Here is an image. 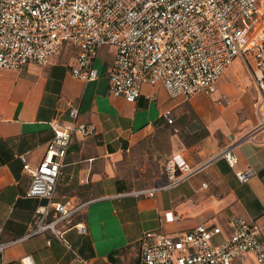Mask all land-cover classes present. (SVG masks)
I'll return each mask as SVG.
<instances>
[{
	"label": "crops",
	"instance_id": "0c3cea01",
	"mask_svg": "<svg viewBox=\"0 0 264 264\" xmlns=\"http://www.w3.org/2000/svg\"><path fill=\"white\" fill-rule=\"evenodd\" d=\"M114 51L101 49L94 63L99 76L92 81L72 74L79 50L67 45L45 65L0 68L1 240L16 241L5 251L4 264H23L26 255L34 264H139L148 231L175 235L207 223L221 227L222 234L214 238L221 243L238 216L261 228L264 247V143L239 141L258 123L253 107L257 90L243 58L227 69L211 96L172 97L158 83L144 85L140 97L129 102L109 89ZM73 106L79 108V120L94 124L97 131L87 138L72 137L55 199L72 198L82 208L57 224L61 236L51 229L28 236L37 228L38 209L47 199L27 196L32 179L20 156L40 161L55 134L53 121L70 122ZM167 110L172 124L164 118ZM168 128L173 158L182 155L205 168L150 196L143 192L167 185L168 176L162 184L130 187L122 165L133 149ZM235 143L237 162L232 167L217 155ZM249 168L256 174L241 182L237 173ZM53 217L52 211L47 221ZM80 223L86 233L77 229ZM233 264L259 263L248 253Z\"/></svg>",
	"mask_w": 264,
	"mask_h": 264
},
{
	"label": "built area",
	"instance_id": "2783aa9c",
	"mask_svg": "<svg viewBox=\"0 0 264 264\" xmlns=\"http://www.w3.org/2000/svg\"><path fill=\"white\" fill-rule=\"evenodd\" d=\"M64 45L78 48L72 74L83 81L98 78L95 60L103 47H113L109 89L129 102L140 97L144 85L158 83L172 97L211 96L219 79L241 57L257 90L253 107L258 123L239 141L264 143V0H0V68L20 69L32 62L45 65ZM69 114L67 124L53 121L55 134L40 161L20 156L23 170L32 179L27 196L47 199L38 209L37 228L28 236L47 229L61 236L57 224L82 208L72 198L56 200V188L72 137L87 138L97 129L79 120L78 107L73 106ZM164 118L174 122L171 110L164 112ZM236 145L217 155L232 167L237 162ZM204 168L178 155L167 165V185L143 193L154 196ZM255 174L253 168L237 173L241 182ZM52 211L54 217L47 221ZM162 221L168 222V217ZM231 227L232 233L221 243L214 242L222 234L221 227L207 223L175 235L148 231L142 238L139 264H233L248 253L264 264L261 228L239 216L231 220ZM77 229L87 231L81 223ZM3 230L0 225V264L16 242L1 240ZM21 262L34 264L30 255Z\"/></svg>",
	"mask_w": 264,
	"mask_h": 264
},
{
	"label": "rangeland",
	"instance_id": "374dc122",
	"mask_svg": "<svg viewBox=\"0 0 264 264\" xmlns=\"http://www.w3.org/2000/svg\"><path fill=\"white\" fill-rule=\"evenodd\" d=\"M171 133V128L156 132L129 153L122 165V175L128 178L130 187H151L167 182L166 167L174 156L170 148Z\"/></svg>",
	"mask_w": 264,
	"mask_h": 264
}]
</instances>
